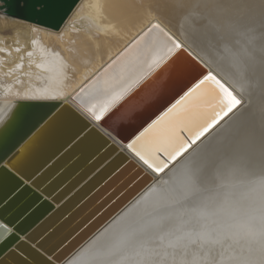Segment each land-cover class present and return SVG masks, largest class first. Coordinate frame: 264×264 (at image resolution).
<instances>
[{"label":"bare ground","instance_id":"6f19581e","mask_svg":"<svg viewBox=\"0 0 264 264\" xmlns=\"http://www.w3.org/2000/svg\"><path fill=\"white\" fill-rule=\"evenodd\" d=\"M80 16L100 29L79 27ZM152 23L243 103L61 264H264V0H79L58 30L13 26L12 36L0 34V160L51 101L71 103ZM63 109L2 166L17 173L52 144L58 120L72 127Z\"/></svg>","mask_w":264,"mask_h":264},{"label":"water","instance_id":"95a60500","mask_svg":"<svg viewBox=\"0 0 264 264\" xmlns=\"http://www.w3.org/2000/svg\"><path fill=\"white\" fill-rule=\"evenodd\" d=\"M3 1L7 15L58 30L79 0ZM153 24L78 88L71 103L51 101L54 108L0 160V264H61L175 162L156 172L131 156L128 144L213 72L161 26L181 48L149 70L153 57L166 51L164 37L148 33ZM137 79L139 83L101 120L93 117L89 107L99 106ZM217 79L243 103L233 88ZM160 87L164 91L155 97ZM63 105L74 126L58 120L59 133L49 126L52 144L45 143L37 158L17 173L2 166L47 120L64 111ZM116 121L121 123L118 128L111 125ZM161 158L166 159L163 154Z\"/></svg>","mask_w":264,"mask_h":264},{"label":"snow or ice","instance_id":"6c2138e0","mask_svg":"<svg viewBox=\"0 0 264 264\" xmlns=\"http://www.w3.org/2000/svg\"><path fill=\"white\" fill-rule=\"evenodd\" d=\"M158 33L164 37V49L153 57L149 70L162 63L168 55L181 45L160 28L153 24L148 33ZM139 79L124 86L118 93L99 106L89 107L96 120L110 111L120 100L130 92ZM241 101L233 95L217 77L208 73L200 79L184 96L167 109L157 119L153 120L139 135L128 144L135 155L145 165L156 172H162L170 162L179 157L196 144L215 124L235 109ZM187 133V136L182 135ZM163 154L166 159L161 158Z\"/></svg>","mask_w":264,"mask_h":264},{"label":"rangeland","instance_id":"374dc122","mask_svg":"<svg viewBox=\"0 0 264 264\" xmlns=\"http://www.w3.org/2000/svg\"><path fill=\"white\" fill-rule=\"evenodd\" d=\"M6 11H7V5L4 3L3 0H0V25L2 21H5V25L3 26L1 25L0 27V34L6 37H10L13 35L14 33L13 26L17 24L27 25L28 23H31V22H25L23 20L17 19L16 17H13V16L11 17L10 15L6 14ZM76 22L78 23L79 27L87 31L96 30V28H99V26L95 23V21L91 17L80 16L76 19Z\"/></svg>","mask_w":264,"mask_h":264}]
</instances>
